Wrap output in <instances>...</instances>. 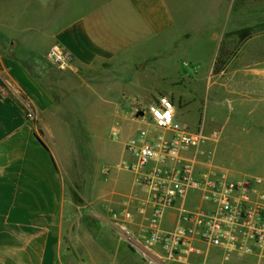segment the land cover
I'll use <instances>...</instances> for the list:
<instances>
[{
  "label": "crops",
  "instance_id": "1",
  "mask_svg": "<svg viewBox=\"0 0 264 264\" xmlns=\"http://www.w3.org/2000/svg\"><path fill=\"white\" fill-rule=\"evenodd\" d=\"M220 2L0 0V264L72 263L64 257L77 246L75 242L80 235L77 233L74 242L70 237L74 232L71 223L65 235L64 222L68 219L65 209L72 205L66 193L73 189V183L65 168L64 142L54 135V124L46 117L49 112L56 113L53 110L56 106L66 113L89 115L96 101L105 100L111 114L125 115L133 123L144 126L143 129H150L141 116L136 117L138 110L160 95L167 96L179 110L174 108L175 124L199 130L208 138L197 154L190 150L182 157L194 163L195 171H216L209 169L211 160L206 153L208 141L216 142L219 136L216 130L224 121L223 104L235 91L264 94V69L247 67L228 74L226 64L223 70L213 74L214 51L204 77L181 71L168 61L173 59L175 63L176 53L178 60L187 59L185 45L187 40L191 42L192 26L196 24L203 25L205 33L199 32L188 46L198 43L200 47L206 41L217 50L224 33L222 25L218 31L214 27L222 13L219 7L223 0ZM17 50L45 57L57 51L62 55L63 65L49 62L50 69L34 73L24 66ZM115 72L119 74L118 83L111 78ZM123 73L130 74V83L122 81ZM236 75L240 76L238 80ZM161 81L168 85L158 87ZM200 81L208 83L198 87ZM196 98L210 107L209 112L206 107L193 105ZM134 104L135 115L130 118L126 112ZM24 109L34 114L33 122L25 119ZM184 116L193 122L179 124L178 118ZM142 128L132 130L127 140ZM110 134L117 138L118 127L112 128ZM123 157L124 161L132 162L127 153ZM217 172L232 180L264 177L234 178L221 168ZM104 173L89 174L93 179L87 182L86 198L82 197L84 206L94 216L88 220L95 228L101 224L103 229H111L110 235L126 245L128 257L140 256L133 264H150L143 255L158 257L163 264H258L261 261L254 255H232L224 261L220 248L207 246L198 239L193 243L198 253L175 262L166 260L158 246L144 245L151 210L136 174L126 167ZM210 208L202 192L190 190L164 212L160 227L164 231L172 230L180 211ZM72 241L73 245L68 246ZM65 242L68 252H64Z\"/></svg>",
  "mask_w": 264,
  "mask_h": 264
},
{
  "label": "rangeland",
  "instance_id": "2",
  "mask_svg": "<svg viewBox=\"0 0 264 264\" xmlns=\"http://www.w3.org/2000/svg\"><path fill=\"white\" fill-rule=\"evenodd\" d=\"M220 1L222 2V0ZM20 3L17 2V4ZM219 8L222 13L219 11L218 15L221 13V17L214 22V27H218V31L222 25L223 35L236 29L264 24V0H223V4ZM192 28V40L200 33H205L203 25L196 24ZM222 39L217 50L211 42L205 41L202 45L200 43V47L198 43L191 47L188 44L192 40L191 42L187 40L188 44L185 45L187 59L178 60L179 56L176 53L175 63H173V59L168 63L170 62V65L173 64L177 68L180 67L181 71L195 72L204 77L210 65L209 61H211L213 51V59H216L218 55ZM228 44L232 50V56L227 63L226 73H233V70L247 67L258 70L264 69V31L255 30L251 37L239 43L235 39H228ZM118 75L116 72L112 74L113 82L118 83ZM165 77H167L166 73ZM50 78L53 79V77ZM239 78V75L235 76L236 80ZM121 79L124 83H130L132 77L130 74L123 73ZM101 80V78L96 79L97 82H101ZM207 81L209 82V80ZM208 82L200 81L197 85L203 88V85ZM151 83L154 82L151 81ZM158 85V87H166L168 82L161 81L158 82ZM239 85H243V83H239ZM122 103L124 104L126 101ZM193 105L200 109L210 108L208 105L200 104L198 98ZM223 105L224 121L223 123L220 122V126L216 130L219 136L216 142L208 141L210 152L208 151L209 153L206 154L211 160L208 163L209 169L220 171L221 168L229 172L234 178L243 175L264 176L263 92L255 91L246 94L235 91L234 94L228 96V101ZM135 107L134 104L126 112L130 118L135 115ZM109 108L105 100H100L99 103L96 101L92 109L90 108L89 115L87 114L89 121L87 115L82 112L66 113L58 106L53 109L57 110L56 113L49 112L46 115L47 121H52L54 124V135L59 137L58 140L61 138L64 142L62 151L66 164L65 168H68L70 174L68 179L73 183V189L66 193L67 199L71 200L72 205L70 207L68 205L65 209V217L68 219L64 222V234L68 235V227L71 223L74 232L70 234V237L74 238L75 242V237L79 233L80 239L75 242L77 246L65 254V261H71V264H133V260L141 259L138 255L133 258L128 257L126 245L123 246L118 243L116 237L110 235L112 231L108 230L111 229L105 230L101 224H96V228L93 227L94 225L88 220V217L93 219L94 216L90 215L91 212L84 206L85 202L82 199V197L86 198L87 195V182L93 179L89 174L93 171H99L103 174L115 170V164L125 160L123 156L126 153L123 144L128 135L132 130L144 127L133 123L125 115L111 114ZM175 109L179 112L177 107ZM181 114L183 115V113ZM177 122L190 125L193 119L184 116L178 118ZM114 127H118L119 136L117 138L110 134ZM67 214L70 217H67ZM75 217L78 218L75 219ZM67 243H64L66 246L64 252H68ZM71 245H73V241L68 246L71 247ZM159 251L161 250L159 249ZM130 256L135 255L130 253ZM143 258L150 264H163L158 257L151 258L143 255Z\"/></svg>",
  "mask_w": 264,
  "mask_h": 264
},
{
  "label": "built area",
  "instance_id": "3",
  "mask_svg": "<svg viewBox=\"0 0 264 264\" xmlns=\"http://www.w3.org/2000/svg\"><path fill=\"white\" fill-rule=\"evenodd\" d=\"M46 58L52 64L63 65L57 51ZM174 108L173 102L162 95L141 106L140 118L150 129H140L126 141L124 148L132 162L114 166L133 171L147 193L151 215L144 245L158 246L166 260L175 262L198 253L193 245L198 239L220 248L224 261L232 255H254L261 260L258 264H264V177L232 180L217 171H195L194 163L182 155L190 150L197 154L208 138L199 130L178 127ZM25 119L33 122L35 116L27 110ZM190 190L202 192L211 208L180 211L177 225L170 231L162 230L164 212Z\"/></svg>",
  "mask_w": 264,
  "mask_h": 264
},
{
  "label": "trees",
  "instance_id": "4",
  "mask_svg": "<svg viewBox=\"0 0 264 264\" xmlns=\"http://www.w3.org/2000/svg\"><path fill=\"white\" fill-rule=\"evenodd\" d=\"M255 30L264 31V24H259L254 27H244L236 29L223 35L218 55L214 61L213 74H217L221 70H223L232 56V50H230L228 39H235L237 43L243 42L251 37ZM17 54L20 55L24 66L31 72L41 73L50 68V64L47 58L43 55L25 53L20 50H17ZM24 110L26 114L27 109Z\"/></svg>",
  "mask_w": 264,
  "mask_h": 264
},
{
  "label": "water",
  "instance_id": "5",
  "mask_svg": "<svg viewBox=\"0 0 264 264\" xmlns=\"http://www.w3.org/2000/svg\"><path fill=\"white\" fill-rule=\"evenodd\" d=\"M142 116V111H138V113L136 114V117Z\"/></svg>",
  "mask_w": 264,
  "mask_h": 264
},
{
  "label": "clouds",
  "instance_id": "6",
  "mask_svg": "<svg viewBox=\"0 0 264 264\" xmlns=\"http://www.w3.org/2000/svg\"><path fill=\"white\" fill-rule=\"evenodd\" d=\"M155 111V110H154ZM157 115L159 116L160 115V113L159 112H157ZM165 115H167V114H165Z\"/></svg>",
  "mask_w": 264,
  "mask_h": 264
}]
</instances>
